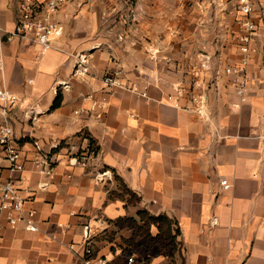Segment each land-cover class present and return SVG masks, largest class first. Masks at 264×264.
I'll list each match as a JSON object with an SVG mask.
<instances>
[{
	"label": "crops",
	"instance_id": "0c3cea01",
	"mask_svg": "<svg viewBox=\"0 0 264 264\" xmlns=\"http://www.w3.org/2000/svg\"><path fill=\"white\" fill-rule=\"evenodd\" d=\"M89 1L69 0L55 16L64 30L43 55L39 44L12 34L19 0H0V87L21 97L10 120L25 164L12 173L1 161L0 175L15 177L37 225L31 230L0 218V264H86L89 243L92 256L108 264H264V41L256 43L244 102L219 74L238 59L237 42L234 55L217 56L205 68L177 44L170 48V36L149 41L141 31L140 41H123L98 33ZM149 48L172 61L155 60ZM82 51L90 52L94 73L76 77ZM117 61L124 82L144 89L149 81L146 96L122 88L108 93L103 76ZM183 78L200 84L194 96L203 101L177 99ZM59 93L61 104L53 108ZM89 95L107 96L108 104L94 107ZM31 108L34 119L25 112ZM41 154L56 166L53 173L39 171ZM223 178L230 189L222 188ZM141 210L176 220L179 251L166 250L155 224L149 237L139 231Z\"/></svg>",
	"mask_w": 264,
	"mask_h": 264
},
{
	"label": "built area",
	"instance_id": "2783aa9c",
	"mask_svg": "<svg viewBox=\"0 0 264 264\" xmlns=\"http://www.w3.org/2000/svg\"><path fill=\"white\" fill-rule=\"evenodd\" d=\"M69 0H19V15L15 29L12 34L19 38L30 39L41 46V54L52 48L53 39L61 36L64 30V24L56 19V15L66 6ZM238 17V34L237 43L240 55L235 62L224 66L219 74L226 76L230 86L233 87L235 93L244 102L248 101L251 93L252 76L250 73V64L254 55L258 52L259 47L256 45L259 41H264V0H237ZM4 28L0 23V35L4 32ZM149 52L157 61L164 59L171 62L170 57L160 56V49L149 48ZM213 55H205L200 60L203 67L209 68ZM221 59V58H220ZM182 61L178 60L177 64ZM3 69V61L0 58V70ZM124 66L121 61H117L116 66L107 71L103 76V81L108 88V93H113L117 88L132 90L143 95H147V87L149 81L146 82L144 89H139L135 84L123 81ZM93 72L91 64V54L89 51L79 52L76 56L73 76L85 77ZM198 76V71L193 70ZM184 83V84H183ZM61 85L66 86V83ZM199 83L191 82L183 79L178 83L177 99L191 96L192 100L203 101L202 94L195 95V89ZM195 88V89H194ZM87 98L93 100V106L103 107L108 104V97L104 96L100 100L89 95ZM21 102L19 94L11 90L7 86L0 87V162H8V167L12 173L22 171L25 164L21 161V149L15 140V129L10 120V113ZM26 114L32 119L35 118L37 110L35 108L27 109ZM79 112V111H76ZM37 145V149L41 150V146ZM73 163H77L79 158L74 155L70 158ZM39 171L49 175L55 171L56 166L51 163L47 154H41L36 159ZM83 164H86L83 162ZM1 167V166H0ZM44 184H42V187ZM223 189L228 190L232 184L227 178L221 180ZM26 199L21 194V189L15 177H3L0 175V218L5 216L11 226H16L20 221H24L27 228L36 230L37 225L33 216V211L25 210ZM1 229V224H0ZM87 232L89 226H86ZM86 264H108L105 257L94 258L92 256V248L90 243L86 250ZM133 261V256L129 258Z\"/></svg>",
	"mask_w": 264,
	"mask_h": 264
},
{
	"label": "rangeland",
	"instance_id": "374dc122",
	"mask_svg": "<svg viewBox=\"0 0 264 264\" xmlns=\"http://www.w3.org/2000/svg\"><path fill=\"white\" fill-rule=\"evenodd\" d=\"M94 2L96 0L91 3L92 11L96 13L99 21L100 27L97 32L100 34L113 32L121 35L119 37L123 41L128 37L137 38L141 31H144V36H148L149 41L170 36L173 40L170 48H174L177 44L189 62L202 60L205 55H213L211 59L216 62L217 56L227 52L234 55L233 52L237 50V0H100L98 3ZM140 40L141 37H138V41ZM183 79H180L178 83ZM132 201H136L135 196ZM163 244L168 252L180 250L179 242L175 244L174 249L167 240Z\"/></svg>",
	"mask_w": 264,
	"mask_h": 264
},
{
	"label": "trees",
	"instance_id": "16d2710c",
	"mask_svg": "<svg viewBox=\"0 0 264 264\" xmlns=\"http://www.w3.org/2000/svg\"><path fill=\"white\" fill-rule=\"evenodd\" d=\"M61 101H62V95L59 93L53 104V108L58 107L61 104ZM91 144H93L92 141ZM121 183L124 192L130 195L129 201L133 202L132 201L133 196L136 197V201H137L139 199L137 195L127 187V185L123 182V180L121 181ZM139 215L142 218V220L145 221V226L137 225V228L141 233H144L147 235V237H149V227L152 224H155L159 229V234L157 236V239L163 242H165L166 240L169 241L170 245L174 249L175 244H178V235L180 233V229L178 228L177 222L174 218H171L167 214L154 215L149 213L147 210L139 211ZM171 256L173 257V254Z\"/></svg>",
	"mask_w": 264,
	"mask_h": 264
},
{
	"label": "water",
	"instance_id": "95a60500",
	"mask_svg": "<svg viewBox=\"0 0 264 264\" xmlns=\"http://www.w3.org/2000/svg\"><path fill=\"white\" fill-rule=\"evenodd\" d=\"M5 32L2 33V35L4 34Z\"/></svg>",
	"mask_w": 264,
	"mask_h": 264
}]
</instances>
